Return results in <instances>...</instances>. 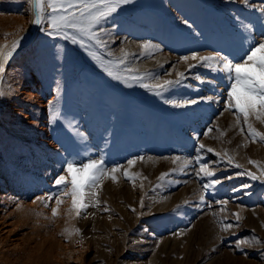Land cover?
I'll return each mask as SVG.
<instances>
[{
  "label": "rangeland",
  "instance_id": "374dc122",
  "mask_svg": "<svg viewBox=\"0 0 264 264\" xmlns=\"http://www.w3.org/2000/svg\"><path fill=\"white\" fill-rule=\"evenodd\" d=\"M32 19L27 0H0V45L19 40L0 73V264H264V142L225 110V74L191 59L243 62L264 40V0H130L93 29L101 44L76 34L84 47ZM89 159L120 171L77 216L54 181Z\"/></svg>",
  "mask_w": 264,
  "mask_h": 264
},
{
  "label": "snow or ice",
  "instance_id": "6c2138e0",
  "mask_svg": "<svg viewBox=\"0 0 264 264\" xmlns=\"http://www.w3.org/2000/svg\"><path fill=\"white\" fill-rule=\"evenodd\" d=\"M27 2L31 6L33 14L31 23L41 25L47 21L49 29L47 35L62 36L64 39H71L72 43H79L81 47H84L83 39H78L76 34H79V37H86L89 40L95 41L97 44H101L99 37L93 29L114 13L120 5L129 3L130 0H27ZM243 2L247 4L248 0H243ZM185 23H187V21H185ZM18 46L19 40H14L8 51H5L7 46L0 45V73L4 72V62L12 56V53ZM148 46L149 45L146 43L145 47ZM89 55H93V53L89 52ZM181 59L187 61L189 57H181ZM191 59L202 62L204 67H208L212 71L225 74L230 84L227 91V100L225 101V110H235L233 114L236 116L237 125H243L240 127V132L242 134H244V126H246V136L250 138L252 142H264V133L258 131L253 127L252 123H250V118H254L264 124V40L250 46L246 56L243 58V62H233L222 56H197L196 54H193ZM217 60L220 63L214 64V61ZM120 63H123V60H121ZM194 66L195 65L191 64L188 65L189 69ZM105 71H108V74L113 76L114 79H122L119 75H113V72L109 71L108 68H105ZM183 75L184 73L177 72V79L165 80L162 84H156L151 87L167 90L168 88L181 84V77H183ZM196 78L201 79L199 76ZM201 82H203V80H201ZM141 86L150 88L147 84H142ZM156 94L159 95L160 92L157 91ZM3 95L4 92L0 91V96ZM200 99L210 101L212 97H201ZM165 102L174 103V101L167 100ZM198 102L199 101L196 99L185 101V103L188 104H196ZM176 106L181 105L177 104ZM217 130L219 131V129ZM210 131H212V129H208L204 135L207 136ZM220 135L223 136L225 133L220 131ZM205 147L204 144H199L197 153H199L201 149H205ZM207 151L213 152L214 150L212 148H207ZM176 159L178 158H173L174 163ZM195 160L196 162L200 161L199 155H197ZM135 162L134 159H130L127 163L129 166H132ZM248 162L259 168L256 161L249 160ZM229 163H232L231 158H229ZM235 166L240 167L239 165ZM206 169V164L200 165V171L204 172L206 176H214L213 172L207 171ZM118 171H120L119 167H113L110 170L104 169L102 159H89L86 163L80 164L74 161H68L64 167L66 175H59L54 183L66 189L63 193L65 196L71 197L69 212L74 211L77 216H80L82 212L89 207V196L95 198L97 195V193L91 192L90 190L98 187L100 180L105 176H110L111 180L116 182L117 176L115 173ZM123 174L125 178L131 179L126 169ZM167 175L168 173H161L158 179L163 180ZM248 175L253 180L259 178L252 173H248ZM260 175L264 176V169H260ZM219 183H221L220 180H213L210 184H205L204 188L207 190L212 185ZM243 187L247 188L249 185H243ZM56 199L57 204L62 202L59 197ZM201 200L203 201V196H201ZM96 203L98 204L99 201L96 200ZM217 203L226 204L227 201H217ZM141 206H143V200H141ZM57 211V208L52 209L53 216L57 214ZM233 215L237 220L240 219L238 213H234ZM220 223L222 230L225 231L234 227L232 224ZM76 231L79 232V229H76ZM252 239L256 243H259L255 237ZM236 243L237 246H239L244 243H249V241L237 240Z\"/></svg>",
  "mask_w": 264,
  "mask_h": 264
},
{
  "label": "bare ground",
  "instance_id": "6f19581e",
  "mask_svg": "<svg viewBox=\"0 0 264 264\" xmlns=\"http://www.w3.org/2000/svg\"><path fill=\"white\" fill-rule=\"evenodd\" d=\"M209 1V0H208ZM212 2V1H211ZM223 4V3H222ZM258 5V4H257ZM259 9V8H258ZM252 11H253V9H252ZM109 29V28H108ZM110 30V29H109ZM148 43V42H147ZM126 44V43H125ZM132 45H134V44H132ZM144 46V45H143ZM112 50V49H111ZM114 51V50H113ZM226 54V53H225ZM224 54V55H225ZM160 55V54H159ZM227 55V54H226ZM146 68V67H145ZM178 158V157H177Z\"/></svg>",
  "mask_w": 264,
  "mask_h": 264
}]
</instances>
